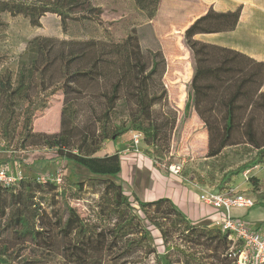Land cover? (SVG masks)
<instances>
[{
    "label": "trees",
    "instance_id": "trees-1",
    "mask_svg": "<svg viewBox=\"0 0 264 264\" xmlns=\"http://www.w3.org/2000/svg\"><path fill=\"white\" fill-rule=\"evenodd\" d=\"M40 1L42 4L0 0V13L25 14L34 25H38L45 12L56 13L64 20L63 9L82 0ZM141 1L148 3V0ZM158 1L152 2L155 7L150 11L149 19L155 14ZM240 14L241 5L225 12L210 6L184 30L183 42L190 52L193 74L183 116L188 117L192 105L203 121L208 135L207 157L218 156L227 146L245 145L255 150L257 160L261 162L264 159V91L261 90L264 61L194 38L198 33L233 30ZM55 43L50 37L33 38L28 47L29 61L17 65L16 72L5 67L0 73V131L8 140L11 131L17 132L21 147L45 145L54 149L56 156L101 177L104 183L102 197L107 205L100 209L107 214L121 213L111 225L101 226L83 219L76 208L62 199V213L53 223L60 237L66 240L61 252L64 264H101V253L114 249H120L122 254L119 255L125 264L143 240L148 248L145 254L156 252L149 244L147 246L150 231L144 221L158 230L166 253V244L178 231L175 223L168 224L171 217L174 222L183 223L184 229L180 230L178 237H187L209 248L214 245L217 264H235L237 256L229 257L232 240L227 233L206 224H193L167 197L150 201L137 197L130 200L123 186L112 180L121 172L119 153L96 155L104 140L116 139L131 128L145 133L147 145L168 152L178 114L168 102L163 82L166 57L161 47L143 49L135 35H128L121 44H115V73L98 94L104 103L95 118L97 132L75 134L64 127L56 134L36 133L31 124L35 112L48 106L44 93L49 89L45 95H52L57 89L64 90V93L77 91L74 85L80 80L93 78L97 73L104 76L103 65L107 60L104 47H113V44L93 39L64 41L67 47L61 49H57ZM166 54L169 67L170 60H177L171 47H166ZM88 56L91 58L89 67L76 65ZM186 70L188 77L189 67ZM66 112L69 116L74 115L70 101L62 106V126L67 121ZM117 118L119 122L114 123ZM18 125L20 130L17 131ZM63 180L62 186L48 180L40 182L38 177L24 176L14 184L0 182V227L11 234L13 243H18L12 244L10 238L5 242L0 235V264H30L32 261L21 257L26 243L51 245L54 237L45 225L44 198L41 197L45 194L55 197L58 191L63 195L65 175ZM123 207L126 212L139 211L142 217L133 215L128 218L126 212H121Z\"/></svg>",
    "mask_w": 264,
    "mask_h": 264
},
{
    "label": "rangeland",
    "instance_id": "rangeland-1",
    "mask_svg": "<svg viewBox=\"0 0 264 264\" xmlns=\"http://www.w3.org/2000/svg\"><path fill=\"white\" fill-rule=\"evenodd\" d=\"M14 1L42 4L40 0ZM152 2L155 0H148V3L141 0H82L81 3L67 5L63 9L64 20L56 13L45 12L39 18L38 25H34L25 14L1 12L0 73L5 67L16 72L17 65L29 61L31 55L28 53V47L35 37L53 38L57 49L67 47L63 44L64 41L93 39L113 44V47H104L107 52V60L104 62L102 71L104 76L97 73L93 78L80 80L74 85V90L77 91L68 90L64 93V90L57 89L54 94L45 95L50 89L47 90L43 98L46 99L48 106L35 112L31 124L32 131L36 133L56 134L64 127L70 128V132L75 134L83 131L97 132L98 123L95 118L104 103V99L98 94L104 90L115 73L114 60L117 50L114 47L115 44H121L128 35H135L143 49H156L160 46L165 55L166 47H171L177 61L170 60V66L167 69L166 59V71L169 72L166 76L164 74L163 82L167 88L169 105L177 111L178 123L171 136L168 152H162L160 149L147 145L144 142L145 133L137 128L129 129L116 139L104 140L99 152L108 154L107 152L116 150L117 147L120 151L136 150L149 156L154 165L164 172H170V166H180L177 175L189 185L223 191L233 189L254 200L253 207L232 210L234 214H242L246 218H264V159L259 162L255 150L245 145L227 146L216 157L206 156L207 149H202L203 138L197 133L199 128L196 124L189 123L188 117L185 119L183 116L193 74L191 60L189 65L186 51L180 46L176 37L179 32L170 31L165 41L159 40L158 32L149 21L150 11L155 7ZM160 32L163 34L164 30ZM88 57L77 62L76 65L89 67L91 58ZM188 67L191 77L185 74ZM69 101L74 108V115L69 116L66 112L67 121L62 126V106ZM113 122L118 123L119 118L114 119ZM18 130L20 125L17 127ZM137 133L140 134V140L134 143L132 137ZM10 137L9 140L5 139L0 131V166L6 167L9 173L15 175L21 172L25 178L32 179L56 175L60 169H63L66 176V190L63 195H60L58 191L55 197L49 194L41 197L44 198L42 210L45 225L54 237L51 245L45 243L40 246L26 243L22 247L21 257L32 261L30 264H64L65 260L61 252L66 240L60 237L53 223L55 217L62 213V199L65 198L71 206L76 208L83 219L99 223L101 226L111 225L121 213L107 214L105 210L100 209V207L105 209L107 205L102 197L104 183L101 177L89 173L84 167L72 161L56 156L54 149H49L45 145L21 147L17 132L11 131ZM112 180L123 186V173ZM123 189L130 200L137 197L133 186H123ZM121 212H126V209L123 207ZM126 214L128 218L133 215L141 216L139 211L133 209ZM172 219L168 224L175 223L178 231H175L173 238L166 244V253L158 230L144 221L150 231L147 235V246L149 244L158 252L145 254L144 251L148 248L145 247V240H143L137 244V251L125 264H217L214 245L209 248L187 237H178L177 234L184 229V226L181 221L174 222ZM0 235L5 242L10 238L12 244H18L13 243L11 234L1 230V227ZM238 249L239 244L232 242L228 250L231 256H228L233 258ZM109 251L105 250L101 253V264H123V257L119 255L122 254L120 249Z\"/></svg>",
    "mask_w": 264,
    "mask_h": 264
},
{
    "label": "crops",
    "instance_id": "crops-1",
    "mask_svg": "<svg viewBox=\"0 0 264 264\" xmlns=\"http://www.w3.org/2000/svg\"><path fill=\"white\" fill-rule=\"evenodd\" d=\"M240 5L241 14L233 30L198 33L194 38L201 42L232 48L255 60L264 61V0H159L157 10L149 21L158 32L161 42L166 40L165 37L170 31L179 32L177 37L180 46L186 51L187 62L189 59L190 65V52L183 42L184 30L210 6L216 11L225 12L234 10ZM161 30H164L163 34ZM166 59L168 69L169 57L167 55ZM168 72V70L165 72V76ZM261 90L264 91V82ZM190 108L188 122L196 124L199 128L197 133L203 138L202 149L205 150L207 149V130L192 105ZM116 151L120 155L123 186H133L140 200L150 201L167 197L193 224L213 226L220 217V211L200 200L201 187L189 185L170 169V172H164L142 152L130 149L120 151L117 147L116 150L107 153L111 154ZM105 153L98 151L96 155L104 156ZM246 219L254 225L264 222V218L260 217L256 219L247 217Z\"/></svg>",
    "mask_w": 264,
    "mask_h": 264
},
{
    "label": "built area",
    "instance_id": "built-area-1",
    "mask_svg": "<svg viewBox=\"0 0 264 264\" xmlns=\"http://www.w3.org/2000/svg\"><path fill=\"white\" fill-rule=\"evenodd\" d=\"M132 138L136 143L140 140V134H134ZM169 169L177 174L180 166H170ZM64 175V170L60 169L56 175L38 177V181L48 180L62 186ZM22 177L21 172L14 175L9 173L6 167L0 166V182L14 184ZM199 198L221 213L213 227L227 233L232 242L239 244V249L234 254L237 256L235 264H264V222L254 225L244 215L232 212L235 209H250L254 205V200L233 189L223 191L209 188H201Z\"/></svg>",
    "mask_w": 264,
    "mask_h": 264
}]
</instances>
